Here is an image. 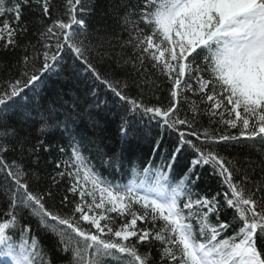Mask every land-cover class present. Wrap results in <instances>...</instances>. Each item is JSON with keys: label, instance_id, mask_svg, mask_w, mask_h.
I'll return each mask as SVG.
<instances>
[{"label": "snow or ice", "instance_id": "1", "mask_svg": "<svg viewBox=\"0 0 264 264\" xmlns=\"http://www.w3.org/2000/svg\"><path fill=\"white\" fill-rule=\"evenodd\" d=\"M25 9L39 25L35 44H21L31 31ZM95 15L96 0H0V47L25 53L18 76L0 82V264H56L33 220L56 238L67 264H264V0H107L92 25ZM29 46L38 51L29 56ZM62 75L91 87L84 96L69 88L66 102L58 94L50 108L30 103L29 92L38 95L46 78ZM153 77L165 79L167 97L145 102V85L153 95L160 88ZM101 88L111 102L98 96ZM33 110L35 137L26 127ZM85 115L91 144L109 115L119 117L120 148L109 155L96 144L100 167L73 130ZM153 126V154L165 132L176 133L162 163L131 167L126 183L105 176ZM53 129L67 134L70 151L59 147L67 158L55 168L62 170L49 176L51 185L34 188ZM184 153L191 159L176 179ZM205 166L222 191H193ZM65 177L73 198L49 205Z\"/></svg>", "mask_w": 264, "mask_h": 264}, {"label": "trees", "instance_id": "2", "mask_svg": "<svg viewBox=\"0 0 264 264\" xmlns=\"http://www.w3.org/2000/svg\"><path fill=\"white\" fill-rule=\"evenodd\" d=\"M59 2V0H58ZM107 4V0H96V15L92 18L91 24L95 25L97 20L99 19L100 14L105 11ZM55 18V17H53ZM35 15L30 13L27 9L24 10V15L22 18V22H26L28 24L29 29L31 30L28 35L24 38V40L21 41V44L26 43L27 41H31L32 44L36 43L37 37L32 34L33 31H35L39 25L35 23ZM50 22V21H49ZM38 47H28L27 54L31 56L33 53H36L38 51ZM25 53L22 51V49H17L15 51H4L2 47H0V82L6 81L8 79L16 78L19 74L21 65L18 63V61L21 60V57ZM38 65V62H35ZM104 70V69H102ZM153 79L157 80V83L160 84V88L155 91V95L152 94V89L150 85H145V102H156V96H159L161 100H164L167 97V89L168 84L165 81L163 77H160L157 79L156 77H153ZM88 87H91V82L87 80H80L78 83L73 81H68L64 78V75H62L60 78L56 77H48L46 78L39 88L36 89V93L38 95H34L33 93L29 92L28 96L31 97L30 103L33 105H42L45 108H50L53 105V101H58V94L60 100H64L66 102V97L64 93L68 92L69 88H75V92H69V95H75L77 92L84 96L86 93V90ZM98 96L106 101L111 102L113 99L110 92H107L105 89L101 88L98 92ZM90 99V98H89ZM83 101H81V104L83 106ZM111 107V104H110ZM60 111H63V109H60ZM115 109H113V112ZM39 117L35 114V110H33V116L32 120L26 125L27 129L30 131L31 135L33 137L37 136V127L38 124L36 121H38ZM108 123L105 125L101 124V127L104 129V131H97L96 136L100 139L96 140V144H100L101 141L103 143L104 150L108 152L109 155H112L115 151H117L120 148V143L117 140V137L115 135V129L117 124L119 123V117L109 115L107 117ZM11 123L15 124L17 127L20 126V120L16 117H12ZM206 124V121H205ZM74 131H78L82 136L86 137L85 140V155L89 157L92 163L96 164L97 167H100V159H99V152L96 147V144H91L88 141L93 138L92 134V128L91 123L87 119V116L85 115L83 119L78 120L76 126L73 128ZM158 129H156L154 126L152 127L151 131L149 132L147 128L144 129V133L139 136L138 139H135L131 142V146L127 149L124 160H123V166H114L112 170V174L109 175L108 170H102L103 174L107 176L109 179H114V181L120 182V183H126L129 179H131V167H136L139 170L142 171V169L147 165V162L151 159V152H152V146L154 145L155 138H157L158 135ZM233 133L236 132L235 129L231 130ZM63 129L57 131L53 129L47 139V143L51 145L50 152L48 153H42V159L40 161L39 165V175L41 176L42 180L39 185L33 184V187H45L52 184L51 179L49 176H54L57 171H60L62 169H56L55 163L59 160L66 159L67 157L64 156V154L59 152V147L63 146L66 150L70 151L68 148V137L67 134H63ZM171 136L174 137V140L176 138V135L174 132H165L164 134V142L159 149V151L156 153V157H153L152 160H154V167L159 166L162 163L161 157L167 156V153L165 152V149H168L169 152L171 150V147L168 143V139L170 140ZM173 140V141H174ZM232 151V149H230ZM237 152L240 151L239 147L235 150ZM226 154V153H225ZM191 159L190 153H184L181 157L178 159V163L174 166L173 172L176 173L177 176L182 175L184 171H187V167L189 164V161ZM27 163V161H25ZM118 167V170L116 168ZM33 170L35 169V166L33 165ZM197 174L199 175L200 179L198 180L199 187L196 189V193L204 195H212L218 191H222L221 185L218 182V177L214 174H212V171L209 167L205 166L204 168H197L196 170ZM195 178V177H193ZM57 179H59L57 177ZM69 179L65 177L63 180L60 181V183L57 186L52 187V191L56 194V199L54 201H49V205L55 204L57 208L60 207L59 200L62 195L68 194L69 199L71 200L73 197L70 193H66V189L69 187ZM73 207L72 204H69L67 208H64V212L70 211V209ZM231 217V211H229L228 216H222L221 219H226ZM140 222L138 221V224ZM87 227V225H85ZM32 228H33V234H35L41 245L48 251L52 253L53 259L56 260V264H67V258L62 256L59 252H56V246L57 241L56 238L48 233H44L42 230L37 229L36 223L33 220L32 221ZM93 231H95L93 229ZM18 239V238H17ZM147 249L144 246H141V251H146ZM153 252H155V248L153 249ZM105 264H115L114 261L105 260Z\"/></svg>", "mask_w": 264, "mask_h": 264}]
</instances>
